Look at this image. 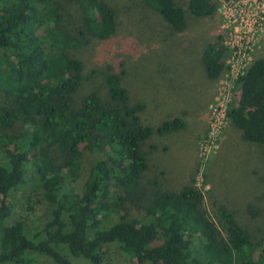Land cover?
<instances>
[{"label": "trees", "instance_id": "obj_1", "mask_svg": "<svg viewBox=\"0 0 264 264\" xmlns=\"http://www.w3.org/2000/svg\"><path fill=\"white\" fill-rule=\"evenodd\" d=\"M67 1L0 0V264H32L35 254L55 264H102L110 243L135 264H264V237L252 241L224 204L210 218L193 182L179 191L155 189L143 213L131 215L148 168L146 140L186 123L172 117L156 127L143 124L146 104L130 97L125 71L110 64L91 73L98 89L76 99L83 78L76 49L109 40L118 23L106 0H70L73 13ZM141 1L170 33L186 28L185 11L195 18L217 13L215 0H188L186 10L174 0ZM225 55L218 33L202 54L208 79L227 69ZM236 86L226 116L244 140L264 144V56ZM85 152L101 158L80 193L68 190ZM29 164L35 190L49 205L48 220L32 234L24 219L12 217L13 192L32 183Z\"/></svg>", "mask_w": 264, "mask_h": 264}, {"label": "rangeland", "instance_id": "obj_2", "mask_svg": "<svg viewBox=\"0 0 264 264\" xmlns=\"http://www.w3.org/2000/svg\"><path fill=\"white\" fill-rule=\"evenodd\" d=\"M106 1L116 10L118 28L109 40H92L76 49L83 62L76 99L98 89L96 74L91 73L110 64L125 71L123 84L130 97L146 104L141 115L143 124L156 127L172 117H181L186 123L179 130L162 134L154 131L146 140L148 168L132 197L131 215L143 213L142 205L155 189L179 191L187 182H193L203 194V206L210 218L216 220V204H224L252 241L260 242L264 237V144L244 140L241 131L231 124L225 108L237 100L236 79L229 68L218 78L208 79L202 54L216 34L230 44L227 37L238 29L250 40L244 63L264 56V0L248 1L245 9L233 7L237 0H215L217 13L204 18H195L185 11L186 28L175 33H170L169 25L141 0ZM174 1L186 10L188 0ZM222 3L229 7L227 16L222 13ZM67 4V12L73 13L76 5L70 0ZM249 9L257 11V15L250 16L245 25ZM230 56L228 48L224 58L229 60ZM241 65L236 68L242 69ZM100 158L98 153L85 152L78 178L67 182L66 188L80 193L89 168ZM31 166L28 177L32 183L13 192L12 217L25 220L28 234L39 229L49 215L47 201L39 189L35 190ZM34 257L32 264H55L46 255ZM102 264L135 263L128 261L115 243H110Z\"/></svg>", "mask_w": 264, "mask_h": 264}, {"label": "built area", "instance_id": "obj_3", "mask_svg": "<svg viewBox=\"0 0 264 264\" xmlns=\"http://www.w3.org/2000/svg\"><path fill=\"white\" fill-rule=\"evenodd\" d=\"M248 1L250 3L251 0H237V2L235 3L233 7L238 6L239 8L245 9ZM221 7H222V10L224 8V10L222 11L223 15L227 16L226 11L229 10V7H227V4L225 3H222ZM254 15H257V11L254 12L253 9L247 10V13H246L247 18L246 20H244L245 25H247L249 21L248 20L249 17L254 16ZM242 20H240L241 23H242ZM244 33H246V31H244ZM227 38L231 40V43L228 44L227 41L224 40L223 38V44L226 47V52L228 51V48L230 49L231 56L229 60H226L224 58V62L227 66V69L228 68L230 69V72L234 76V79L237 80L238 76L241 75L245 71V69L252 63L251 62L250 64H248L247 62V65L244 63L248 59L247 53H248V50L250 49V46H249L250 40L248 36H246L245 34L241 35V30H238V29H234V33L229 34ZM242 63H243V65H241L242 69L236 68L238 64H242ZM226 111H227V108H225V115H226Z\"/></svg>", "mask_w": 264, "mask_h": 264}]
</instances>
